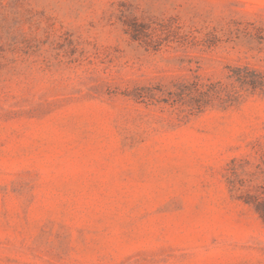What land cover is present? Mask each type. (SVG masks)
<instances>
[{
    "label": "rangeland",
    "instance_id": "obj_1",
    "mask_svg": "<svg viewBox=\"0 0 264 264\" xmlns=\"http://www.w3.org/2000/svg\"><path fill=\"white\" fill-rule=\"evenodd\" d=\"M0 264H264V0H0Z\"/></svg>",
    "mask_w": 264,
    "mask_h": 264
}]
</instances>
